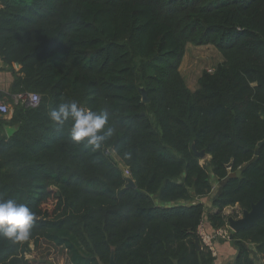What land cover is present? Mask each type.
<instances>
[{
  "label": "trees",
  "instance_id": "obj_1",
  "mask_svg": "<svg viewBox=\"0 0 264 264\" xmlns=\"http://www.w3.org/2000/svg\"><path fill=\"white\" fill-rule=\"evenodd\" d=\"M187 44L221 55L195 90ZM0 59L12 95L40 97L0 119V264H35L29 243L69 264L112 249L116 264H217L196 248L200 221L264 196V0H0ZM244 164L207 211L199 199ZM233 245L236 264H264V215Z\"/></svg>",
  "mask_w": 264,
  "mask_h": 264
},
{
  "label": "rangeland",
  "instance_id": "obj_2",
  "mask_svg": "<svg viewBox=\"0 0 264 264\" xmlns=\"http://www.w3.org/2000/svg\"><path fill=\"white\" fill-rule=\"evenodd\" d=\"M220 61L221 55L213 45L187 44L179 65L180 73L187 87L190 90H195L201 72L203 70H213ZM207 158H202L201 162L204 163V159ZM119 167L121 170L128 171L122 163L119 164ZM28 248L30 252L26 253L25 257L34 261L35 264H69L66 250L61 246L55 247L43 243L40 250H34V245L29 243ZM47 248L49 252H47Z\"/></svg>",
  "mask_w": 264,
  "mask_h": 264
},
{
  "label": "water",
  "instance_id": "obj_3",
  "mask_svg": "<svg viewBox=\"0 0 264 264\" xmlns=\"http://www.w3.org/2000/svg\"><path fill=\"white\" fill-rule=\"evenodd\" d=\"M14 66H15L16 69H19V64L18 63H15ZM139 92H140V94L142 96V101L143 102H148L149 99L147 97V93H146L144 87H140L139 88ZM0 116H1V118H5V115H0ZM263 143H264V140L258 142V144H257L258 147L261 146ZM191 147L194 150L195 155H197L199 158L202 159V158H204L206 156V154H205V152L203 150L197 151L195 149V145L194 144H192ZM257 154H258V148L254 152L255 156ZM246 165L247 164H244V165L240 166L237 170L228 172L227 176L224 177L223 179H221L218 182V188L216 190V194L214 195V198L217 197L220 194L222 186L225 184L227 179L230 178V177L239 176ZM228 167H230V165H228ZM122 172H123L124 179H125L124 188H135V183L132 180L129 172L126 171V170H122ZM263 215H264V196L262 198H260L256 203H253L249 210L243 209L242 210V214H241L240 217H237V218H233L231 216L228 217L227 218V222H228L229 227L232 229V233L229 236V243L231 245L233 244V234L235 232H237L240 229L252 224L253 222L256 221V219H258L259 217H262ZM195 244H196V248L198 250H200L201 247H200L198 239L195 241ZM242 244L245 247H247V244L245 242H243ZM252 256L254 258H257V254L255 252H253ZM236 259H237V254L231 260H228L225 264H236ZM104 264H116V262L114 260V251H113V249L110 252L109 261L107 263H104Z\"/></svg>",
  "mask_w": 264,
  "mask_h": 264
},
{
  "label": "built area",
  "instance_id": "obj_4",
  "mask_svg": "<svg viewBox=\"0 0 264 264\" xmlns=\"http://www.w3.org/2000/svg\"><path fill=\"white\" fill-rule=\"evenodd\" d=\"M40 97L36 93H26V94H17L14 95V104L22 103L26 106L34 107L38 104ZM11 106L0 97V115H10ZM213 185L212 192L217 188ZM211 192V193H212ZM236 211L239 210L235 209ZM242 214L239 213L238 217ZM232 233V229L229 227L228 222L220 227L216 228H207L205 220H201L196 228L197 239L199 241L201 249L207 251L212 257L217 258L218 250L217 245L220 242L229 241V236Z\"/></svg>",
  "mask_w": 264,
  "mask_h": 264
},
{
  "label": "crops",
  "instance_id": "obj_5",
  "mask_svg": "<svg viewBox=\"0 0 264 264\" xmlns=\"http://www.w3.org/2000/svg\"><path fill=\"white\" fill-rule=\"evenodd\" d=\"M14 69H16L15 66ZM12 80H13V76L11 70L7 68V66L4 65V63L0 60V97H2L4 101H6L11 106V109H12V103L14 102V95H12L10 92ZM10 117L11 114L5 115V118H1L0 116V119H9ZM2 133L9 135L11 133V128L6 126H2V127L0 126V135ZM213 185L217 187L218 183L216 182V180H214ZM215 191L216 190H214V192L210 193L208 196L199 199V201L204 204V207L206 208L207 211L215 210V208L212 207L211 205V199L214 196ZM235 209H238L237 205L234 207H226L224 208L223 212L224 214L228 215ZM206 224L208 223L206 222ZM217 250H218V256L216 258L217 264H225L228 260H231L237 254V248L233 244L231 245L229 241L220 242L217 245Z\"/></svg>",
  "mask_w": 264,
  "mask_h": 264
}]
</instances>
